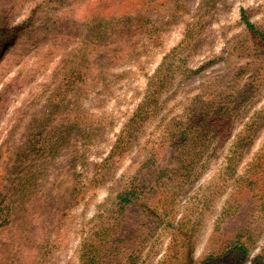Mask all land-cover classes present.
Masks as SVG:
<instances>
[{
    "label": "rangeland",
    "instance_id": "1",
    "mask_svg": "<svg viewBox=\"0 0 264 264\" xmlns=\"http://www.w3.org/2000/svg\"><path fill=\"white\" fill-rule=\"evenodd\" d=\"M242 8L261 23L264 0H0V264H80L81 232L110 214L104 200L132 155L86 194L74 189L108 156L175 48L174 60L194 71L191 88L223 77L253 94L243 111L261 112L262 128L246 156L264 147V46L240 23ZM160 155L177 166L171 149ZM209 223L197 226L196 256ZM166 246L164 237L143 261Z\"/></svg>",
    "mask_w": 264,
    "mask_h": 264
},
{
    "label": "trees",
    "instance_id": "2",
    "mask_svg": "<svg viewBox=\"0 0 264 264\" xmlns=\"http://www.w3.org/2000/svg\"><path fill=\"white\" fill-rule=\"evenodd\" d=\"M239 15L264 46V18L256 25L247 10ZM175 58L177 48L164 55L108 156L74 189L86 194L132 155L104 200L110 214L101 220L96 213L81 232L74 251L80 264H264L263 145L246 156L262 128L256 121L261 112L246 117L253 94L237 93L223 77L204 82L207 90L191 88L194 71ZM164 148L177 166L159 163ZM203 217L210 230L196 256ZM164 237V254L143 261L142 251H153Z\"/></svg>",
    "mask_w": 264,
    "mask_h": 264
}]
</instances>
